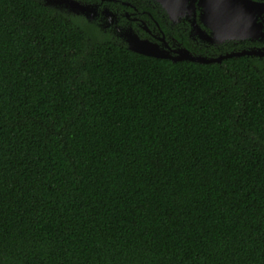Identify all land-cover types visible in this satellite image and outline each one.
Segmentation results:
<instances>
[{"label":"trees","instance_id":"trees-1","mask_svg":"<svg viewBox=\"0 0 264 264\" xmlns=\"http://www.w3.org/2000/svg\"><path fill=\"white\" fill-rule=\"evenodd\" d=\"M0 0V264H264V81Z\"/></svg>","mask_w":264,"mask_h":264},{"label":"flooded vegetation","instance_id":"flooded-vegetation-1","mask_svg":"<svg viewBox=\"0 0 264 264\" xmlns=\"http://www.w3.org/2000/svg\"><path fill=\"white\" fill-rule=\"evenodd\" d=\"M67 1L79 6L78 16L116 41L136 37L161 55L211 61L203 64L243 57L253 62L264 81V0Z\"/></svg>","mask_w":264,"mask_h":264},{"label":"water","instance_id":"water-1","mask_svg":"<svg viewBox=\"0 0 264 264\" xmlns=\"http://www.w3.org/2000/svg\"><path fill=\"white\" fill-rule=\"evenodd\" d=\"M42 3L44 6H47L49 8H52L54 10H57V11H60L66 14L77 15V16L82 14L78 9H76V8H79V6H76V4L73 1L55 0L54 3H51L49 1H45ZM63 3L69 4L70 7H68L69 8L68 10L62 9V7H59L61 6L60 4H63ZM122 43L125 44L127 49L132 52L145 55L148 57L157 58V59H170L171 62H178L181 60H189V61L197 62V63L211 62V61H206L205 59H202V58H191L190 56L181 57V58H171L170 56L161 55L157 53V50L154 47H152L150 44L144 41H140L136 37L134 38L132 37L129 40L124 41ZM213 61H218V59L213 60Z\"/></svg>","mask_w":264,"mask_h":264}]
</instances>
